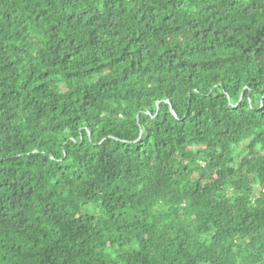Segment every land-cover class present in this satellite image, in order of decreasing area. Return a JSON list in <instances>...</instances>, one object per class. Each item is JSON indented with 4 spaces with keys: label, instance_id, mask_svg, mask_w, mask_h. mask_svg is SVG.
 Here are the masks:
<instances>
[{
    "label": "trees",
    "instance_id": "trees-1",
    "mask_svg": "<svg viewBox=\"0 0 264 264\" xmlns=\"http://www.w3.org/2000/svg\"><path fill=\"white\" fill-rule=\"evenodd\" d=\"M0 264H264V0H0Z\"/></svg>",
    "mask_w": 264,
    "mask_h": 264
},
{
    "label": "water",
    "instance_id": "water-1",
    "mask_svg": "<svg viewBox=\"0 0 264 264\" xmlns=\"http://www.w3.org/2000/svg\"><path fill=\"white\" fill-rule=\"evenodd\" d=\"M172 108V107H171Z\"/></svg>",
    "mask_w": 264,
    "mask_h": 264
}]
</instances>
